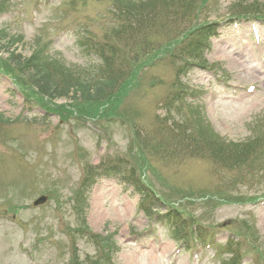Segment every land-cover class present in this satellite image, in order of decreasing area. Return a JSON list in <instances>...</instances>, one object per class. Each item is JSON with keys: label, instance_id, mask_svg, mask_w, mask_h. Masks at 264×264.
<instances>
[{"label": "rangeland", "instance_id": "374dc122", "mask_svg": "<svg viewBox=\"0 0 264 264\" xmlns=\"http://www.w3.org/2000/svg\"><path fill=\"white\" fill-rule=\"evenodd\" d=\"M240 4L264 12V0L208 1L198 22L218 23L219 35L178 84L179 64L145 60L164 54L191 17L172 16L166 29L142 27L131 42L141 55L128 65L135 85L116 108L123 117L77 113L65 122L64 110L47 108L73 110L81 100L25 101L17 78L25 93L30 87L9 60L46 46L67 67L94 68L98 59L84 42L124 46L110 34L117 0H0V67L11 68L0 75V264L100 258L83 219L93 234L114 235L112 264H264V18L232 26ZM144 8L141 23L162 22L164 6ZM199 117L207 135L228 146L219 158ZM132 170L162 205L126 182ZM87 174L95 184L84 199ZM40 196L47 201L33 207Z\"/></svg>", "mask_w": 264, "mask_h": 264}, {"label": "trees", "instance_id": "16d2710c", "mask_svg": "<svg viewBox=\"0 0 264 264\" xmlns=\"http://www.w3.org/2000/svg\"><path fill=\"white\" fill-rule=\"evenodd\" d=\"M208 1L209 0H143L137 2L132 0H117V23L112 28L110 34L117 39H123L124 46H122V48L109 46L107 43L96 44L85 42V44H82L83 50H85L87 54L94 55L98 59V64L90 70L87 68L82 70L70 68L57 60H52L47 56L46 46L35 52L28 59H22L20 56L11 57L9 62L15 64V74H18L19 77H23L27 86L30 87V89L27 88L30 91L29 94L25 93L23 85L16 77L17 85L21 88V94L25 99H28L29 96L37 97L45 107H49V105L45 103L41 97H45L48 100H55L58 98L81 100V102L77 104V108L73 110H66L64 106L52 110L47 108V111L50 112L64 110L66 112L64 114H62V111L58 112L62 121L65 122L77 113L87 115L90 118L97 116L95 119H117L118 117H123L121 113V116H119L120 114L117 113L118 109L116 110V108L120 107L122 103V101H120L121 98L123 97L124 100L127 93L135 85V75L131 73V70H128V65L130 62H136L137 58L141 55V53L135 52L133 48H131V42L137 40V34L140 29L142 27H147V30H151V27L166 29L172 24V20L175 19L172 16H178L186 20L191 17V28L188 30L185 29L182 35L178 33L177 37L172 39V42L169 43L167 47L164 46V54L158 56L153 55L145 60V62H148L147 65L155 64L161 59L169 60V63L172 64H179L178 84L180 83L179 75L186 70L191 61L197 58L199 59L200 53L206 47L208 41L217 34V24H200L198 22L199 15ZM156 4L164 6V11L160 16L162 22H150L149 20L147 23H141L139 20L143 19L145 12L144 5L150 7ZM234 8L237 14L235 15L233 12L232 16L236 19L250 17L257 19L259 15L264 18V12H261L257 5L240 4ZM9 62L1 64L11 69ZM142 64L143 63H140L139 65ZM0 68L5 74L10 73L8 69ZM32 89L35 91H32ZM182 91L183 90H180V93ZM70 95H72V97H70ZM114 113L115 115H113ZM2 120V116L0 115V123H6V120ZM198 122L197 125L201 135L216 143H211L215 150L219 152L218 154L217 151H214V155L217 158H219V155H224V149L228 146L213 140L212 135H207L209 127L202 122L200 117ZM133 139L135 138L133 137ZM139 152L140 151H138L137 157L140 161L142 157ZM259 157L261 160L262 154L259 155ZM234 162V165L244 163L243 161H237L235 159ZM108 171H110V169ZM93 180L94 177L91 178V174L85 176L81 192L83 195L84 192L91 187ZM126 181L139 193L142 195L144 194L146 200H150L151 196L157 197V194L154 195L149 184L145 185L141 182L140 178H136L134 170L128 175ZM83 224L85 227V223ZM85 229L87 230L86 227ZM91 238L98 249L100 258L83 262V264H110L108 254L116 251L112 236L99 237L91 235Z\"/></svg>", "mask_w": 264, "mask_h": 264}, {"label": "water", "instance_id": "95a60500", "mask_svg": "<svg viewBox=\"0 0 264 264\" xmlns=\"http://www.w3.org/2000/svg\"><path fill=\"white\" fill-rule=\"evenodd\" d=\"M46 201L45 197L39 198L37 201L34 202V206L41 205Z\"/></svg>", "mask_w": 264, "mask_h": 264}]
</instances>
